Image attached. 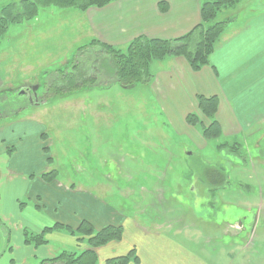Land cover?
Listing matches in <instances>:
<instances>
[{"label":"rangeland","instance_id":"1","mask_svg":"<svg viewBox=\"0 0 264 264\" xmlns=\"http://www.w3.org/2000/svg\"><path fill=\"white\" fill-rule=\"evenodd\" d=\"M21 1L0 0V9ZM258 4L259 9H264V0H239L233 7ZM233 7H220L212 21H222L227 9ZM49 9L58 8L44 9L38 16ZM199 24L200 21L195 27ZM54 25L50 26L51 32L57 39L64 37ZM19 33L25 36L31 30L11 25L0 42V77L8 90L5 93L0 90V124L27 117L38 123L40 137L35 147H31L29 137L16 150L17 163L24 169L23 178L41 180L42 174L54 171L50 184L69 185L72 189L83 187V191L93 192L115 210L135 216L138 222L142 218L151 220L153 225L199 253L208 264H264L263 133L260 137L258 134L246 138L247 141L241 136L228 141L220 136L206 142L197 127L186 123L189 114H198L196 99L195 112L185 117V124L198 138L181 134L166 120L148 86L154 63L161 61L148 64L151 78L147 84L139 82L129 89L116 83L103 89L93 86L70 90L66 86L62 90H70L69 94L58 97L56 87L49 86L50 79L67 68L77 48L89 41L40 38L36 40L38 53L32 61L23 52L27 49L25 41H17ZM91 57L98 65L107 55L91 53ZM31 65L33 71L23 69ZM86 75L88 78L98 74ZM31 87L38 88L35 97L29 94ZM198 115L207 126L208 121ZM36 130L33 129L34 133ZM224 142H239L240 158L219 151L217 145ZM7 158L6 155L0 158V264H22L16 254L10 253L16 234L10 232V223L2 215ZM11 164H15V158L8 161V166ZM208 168L223 171L227 180L217 191H213L215 184L204 180ZM19 203L24 205L23 210L21 215L13 211V223L22 218L36 221L32 213L37 212L35 206L41 205L42 200L23 197ZM36 215L43 217L41 213ZM45 221L47 225L53 224L51 220ZM71 237L89 249L86 243ZM60 240H50V253L57 248L59 252L80 253L74 251V240L72 244L67 238ZM26 264L39 261L28 257Z\"/></svg>","mask_w":264,"mask_h":264},{"label":"crops","instance_id":"2","mask_svg":"<svg viewBox=\"0 0 264 264\" xmlns=\"http://www.w3.org/2000/svg\"><path fill=\"white\" fill-rule=\"evenodd\" d=\"M202 1L117 0L102 8L49 9L25 25L18 24L31 30V33L25 36L19 33L17 41H25L27 49L23 52L28 53L34 61L38 53L36 40L40 38L44 41H51L52 37L54 41H89L88 44L97 41L117 49H123L138 37L172 40L187 34L199 23ZM161 3L165 5V11L160 10ZM227 10L222 21H215L225 23L224 32L211 53L207 67L193 72L183 58H168L154 63L151 71L153 78L148 86L166 120L181 134L191 138L198 137L186 126L185 117L195 112L197 97L217 99L215 120L224 140H237L240 136L246 140L264 134V9H259L258 4L257 7L239 5ZM52 23H55L54 29L64 33V37L57 39L55 33L51 32ZM23 69L33 71L34 66ZM0 90L1 93L8 91L1 77ZM34 128L37 129L36 133ZM38 128L37 121L28 117L0 124V158L3 155L8 157L5 162L7 174L3 176L2 215L10 223V232L16 234V242L10 248V253L16 254L22 264L27 263L28 257L40 264L65 252H59L57 248V251L50 253L49 243L55 238H67L71 244L74 240V251L86 249L65 231L66 227L76 230L82 222H88L94 231L108 226L122 229L119 242L95 250L97 264L126 256L130 251H134L138 264H208L199 253L170 232L153 225L151 220L140 215L138 217L142 221L138 222L135 216L115 210L95 197L93 192L83 191V187L72 189L69 185L23 178L21 174L24 169L17 163L16 150L29 137L34 148L40 137ZM13 158L15 164L8 166V161ZM12 192L15 194L11 195ZM23 197L42 200L41 205L35 206L37 212L32 213L36 221L22 218L13 223L14 212L21 215L23 210L24 205L19 203ZM37 213L43 217H38ZM45 220H51L53 224L47 225ZM56 225L63 228L46 234V245L34 247L25 243V232L39 235L45 229H54Z\"/></svg>","mask_w":264,"mask_h":264},{"label":"trees","instance_id":"3","mask_svg":"<svg viewBox=\"0 0 264 264\" xmlns=\"http://www.w3.org/2000/svg\"><path fill=\"white\" fill-rule=\"evenodd\" d=\"M117 0H22L19 4H9L0 9V42L11 25H18L30 21L48 8L79 9L102 8ZM239 0H204L200 6V24L187 34L172 40H156L146 37H138L128 43L124 49L104 46L97 41L80 47L74 54L70 64L63 71L56 72V76L50 79L49 86L56 87V96L63 97L69 94L73 88L98 87L107 88L111 84H118L122 88L129 89L141 82L147 84L151 75L148 72V64L152 61H162L168 57H182L194 72L209 65V58L215 47L223 37L225 23L212 21L214 14L220 7H233ZM164 4H160V10L164 11ZM91 53L101 55L105 53L107 58L96 65ZM69 70V71H68ZM96 77L86 74H96ZM52 74V75H55ZM69 84V86H68ZM98 84V86H95ZM70 88L65 92V87ZM100 87V88H99ZM55 90V91H56ZM50 91V89H48ZM65 92V93H64ZM60 95V96H59ZM217 99L215 97H197L198 114L208 121L205 126L198 114H189L186 123L197 127L202 138L207 142L221 136L219 124L215 121L217 112ZM219 151H227L229 154L239 157L241 149L239 142H224L217 145ZM54 171L44 173L41 180L49 184L54 180ZM206 183L215 184L213 191L220 189L227 180L221 170L208 168L204 173ZM63 228L56 225L54 229H45L39 235L24 233L25 243L34 247L46 245L45 235ZM69 236L77 237V240L86 243V249L79 254L62 252L51 260L42 261L40 264H97L95 250L109 243L119 242L122 238V229L119 226H108L99 231H94L88 222H82L73 230L65 228ZM138 264V258L134 251L126 256L109 259L105 264Z\"/></svg>","mask_w":264,"mask_h":264},{"label":"flooded vegetation","instance_id":"4","mask_svg":"<svg viewBox=\"0 0 264 264\" xmlns=\"http://www.w3.org/2000/svg\"><path fill=\"white\" fill-rule=\"evenodd\" d=\"M35 89H36L35 87H31L29 94L32 93V94L34 95V94H35V93H34V90H35ZM1 232H2V229H0V233H1Z\"/></svg>","mask_w":264,"mask_h":264},{"label":"water","instance_id":"5","mask_svg":"<svg viewBox=\"0 0 264 264\" xmlns=\"http://www.w3.org/2000/svg\"><path fill=\"white\" fill-rule=\"evenodd\" d=\"M37 89H38V88H36V89L34 90V93H35V94H34V97H35L36 94H37V93H36V92H37ZM22 93H23V91H22Z\"/></svg>","mask_w":264,"mask_h":264}]
</instances>
